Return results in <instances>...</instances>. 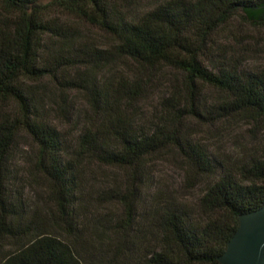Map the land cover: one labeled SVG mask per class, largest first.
<instances>
[{"label": "trees", "instance_id": "16d2710c", "mask_svg": "<svg viewBox=\"0 0 264 264\" xmlns=\"http://www.w3.org/2000/svg\"><path fill=\"white\" fill-rule=\"evenodd\" d=\"M41 1L0 0L11 13V24L0 28V264H103L111 254L105 245L117 242L124 250L114 258L123 255L131 264H222L240 216L264 207V141L256 155L234 164L189 135L183 117L214 125L264 119V71L241 68L243 61L217 38L235 17L264 27V0H165L137 18L121 7L127 0H56L113 39L107 48L83 43L70 62L41 57L43 35H64L41 17ZM121 58L139 69L118 73ZM161 65L181 72L183 87L170 89L159 112L138 122L131 106ZM82 66L91 71L72 72ZM46 79L88 95L90 115L74 142L55 122L63 117L71 124L74 113L59 107L60 116L50 119L39 86ZM203 85L221 90L224 99L203 103ZM21 131L35 146L28 173L47 182L43 205L33 211L11 187ZM169 149L211 179L200 197L203 221L165 193L147 196L150 158ZM95 164L122 169L123 180L99 191ZM112 203L125 214L106 226L112 220L103 208Z\"/></svg>", "mask_w": 264, "mask_h": 264}, {"label": "rangeland", "instance_id": "374dc122", "mask_svg": "<svg viewBox=\"0 0 264 264\" xmlns=\"http://www.w3.org/2000/svg\"><path fill=\"white\" fill-rule=\"evenodd\" d=\"M163 1L165 0H127L120 5L127 15L137 18ZM41 3L43 5L41 17L56 25L64 33L63 36L52 32L43 35L40 52L42 59L54 60L53 56H56L59 59L63 58L64 62L75 61L79 54L78 48L83 43H90L99 48L110 47L113 41L112 36L93 25L89 20L71 13L56 0H42ZM10 16L8 9L0 3V28L11 24ZM217 38L219 43L229 51L231 58L243 61L241 68L264 71V27L253 26L235 17L218 32ZM205 60L208 61L207 58ZM208 62L213 64L212 61ZM116 69L118 73H123L139 68L129 59L121 58L116 63ZM105 70L107 67L104 68ZM90 71L91 68L82 66L76 67L72 72L84 75ZM99 72L102 73L98 69L97 73ZM43 82L39 86L44 87L43 102L46 108L52 111L50 119L55 120L56 116H60L59 107L67 109L70 115L74 113L71 124H66L63 117L55 121L65 132L67 138L74 142L90 115L87 93L80 89L60 90L48 79ZM183 84L184 75L175 68L161 65L155 69L145 85V95L131 106L137 121L145 122L155 116L161 108L162 98L168 94V91L175 87L182 89ZM200 99L203 103L215 104L224 99V93L210 85H203ZM53 109H56V112ZM183 127L189 135L214 154L234 164H240L256 155L264 141V119L254 121L246 117H237L214 125L201 121L196 116L185 115ZM34 151L35 146L31 137L25 131L19 132L12 153L11 187L15 194L17 191L20 192L27 208L31 211L43 205L44 195L47 193L46 180L41 175L31 176L28 173L34 162ZM150 160V188L148 190L151 195L148 193V198L152 201L158 194L165 193L167 199L185 208L195 220L203 221L205 211L200 205V197L206 191L211 179L206 175L195 173L187 161L174 149L159 153ZM91 168L95 174L94 180L99 191L121 182L124 178L122 169L98 164L92 165ZM103 209L109 213L108 218L112 220L106 222V226L115 223L125 214L124 207L119 203L106 204ZM40 211L41 209H37V212ZM105 246L104 250L111 248V254H108L103 264H107L110 258L109 264H131L129 259L123 255L114 258L117 251L124 250L123 245L117 242L112 245L107 243Z\"/></svg>", "mask_w": 264, "mask_h": 264}, {"label": "water", "instance_id": "95a60500", "mask_svg": "<svg viewBox=\"0 0 264 264\" xmlns=\"http://www.w3.org/2000/svg\"><path fill=\"white\" fill-rule=\"evenodd\" d=\"M219 260L222 264H264V207L240 216L239 228Z\"/></svg>", "mask_w": 264, "mask_h": 264}]
</instances>
